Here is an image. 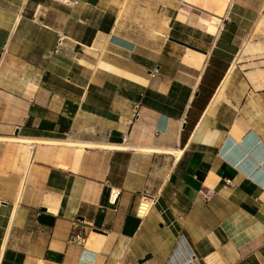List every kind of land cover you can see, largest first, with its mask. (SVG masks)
<instances>
[{"label": "crops", "instance_id": "0c3cea01", "mask_svg": "<svg viewBox=\"0 0 264 264\" xmlns=\"http://www.w3.org/2000/svg\"><path fill=\"white\" fill-rule=\"evenodd\" d=\"M123 1L0 0V264H264V0Z\"/></svg>", "mask_w": 264, "mask_h": 264}, {"label": "built area", "instance_id": "2783aa9c", "mask_svg": "<svg viewBox=\"0 0 264 264\" xmlns=\"http://www.w3.org/2000/svg\"><path fill=\"white\" fill-rule=\"evenodd\" d=\"M71 3H76L78 0H70ZM157 69H152L150 71L151 74L155 73ZM232 183L231 179H227L224 183V186L230 185ZM216 192L214 190L211 189H207L202 191V196L205 200L210 199ZM119 192L117 191V189H112L111 190V201H115L116 197L118 196ZM155 200L154 195L150 194L147 191H142L140 193V200L138 203V207H137V214L141 217V216H145L142 215L141 212H143L144 210H147V212L149 211L150 207L153 205ZM77 239L81 240L82 236L81 235H77Z\"/></svg>", "mask_w": 264, "mask_h": 264}, {"label": "bare ground", "instance_id": "6f19581e", "mask_svg": "<svg viewBox=\"0 0 264 264\" xmlns=\"http://www.w3.org/2000/svg\"><path fill=\"white\" fill-rule=\"evenodd\" d=\"M14 139H16L15 141H19V142H23V143H28V144H31V145H35V143H50V141H46V140H41V141H39V142H36V141H34V140H32V139H29V138H23V137H19V136H15V138ZM13 140V139H12ZM51 143H54V144H61L60 142H51ZM64 143H70V141H66V142H64V141H62V144H64ZM71 145V144H70ZM85 146H88V144H81L80 145V148H83V147H85ZM33 152V151H32ZM176 155H177V157L180 155V151H176ZM81 156V153H76V158H79ZM33 158H34V154L33 153H31V155L29 156V162H28V164H27V170L25 171V173H24V177H23V181H22V184H21V192H22V189H23V186H24V183H25V180H26V176H27V173H28V169H29V167H30V164L32 163V161H33ZM20 192V193H21ZM20 195V194H19ZM20 199V198H19ZM141 214L142 215H146L147 214V210H144L143 212H141Z\"/></svg>", "mask_w": 264, "mask_h": 264}, {"label": "rangeland", "instance_id": "374dc122", "mask_svg": "<svg viewBox=\"0 0 264 264\" xmlns=\"http://www.w3.org/2000/svg\"><path fill=\"white\" fill-rule=\"evenodd\" d=\"M123 6H122V10L123 11H130L131 10V8H132V5H131V1H129V0H125V1H123ZM13 138H10L9 139V141H11V142H14V143H18L17 141H15L14 139L12 140ZM74 144H78L77 142H75ZM74 144H71L70 145V143L68 144V143H64V144H62L61 143V145H64V146H68V147H76V146H74ZM31 145V144H30ZM35 145H39V143H35ZM33 146V145H32ZM29 151H30V149H28ZM33 151H34V148H33ZM28 155H29V153H28ZM66 157L64 156V158H62V159H65ZM28 162H29V160H28Z\"/></svg>", "mask_w": 264, "mask_h": 264}, {"label": "water", "instance_id": "95a60500", "mask_svg": "<svg viewBox=\"0 0 264 264\" xmlns=\"http://www.w3.org/2000/svg\"><path fill=\"white\" fill-rule=\"evenodd\" d=\"M186 44V43H185ZM187 46H189L190 48H193V49H196V50H199L198 48L194 47L193 45H188L186 44Z\"/></svg>", "mask_w": 264, "mask_h": 264}]
</instances>
